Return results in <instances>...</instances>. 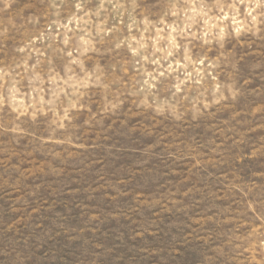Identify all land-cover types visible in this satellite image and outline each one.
I'll list each match as a JSON object with an SVG mask.
<instances>
[{"label": "rangeland", "instance_id": "obj_1", "mask_svg": "<svg viewBox=\"0 0 264 264\" xmlns=\"http://www.w3.org/2000/svg\"><path fill=\"white\" fill-rule=\"evenodd\" d=\"M0 264H264V0H0Z\"/></svg>", "mask_w": 264, "mask_h": 264}]
</instances>
